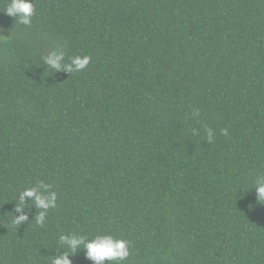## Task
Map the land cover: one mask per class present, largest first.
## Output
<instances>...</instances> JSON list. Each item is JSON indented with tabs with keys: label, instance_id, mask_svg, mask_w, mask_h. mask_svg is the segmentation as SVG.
<instances>
[{
	"label": "trees",
	"instance_id": "16d2710c",
	"mask_svg": "<svg viewBox=\"0 0 264 264\" xmlns=\"http://www.w3.org/2000/svg\"><path fill=\"white\" fill-rule=\"evenodd\" d=\"M32 2L23 25L0 0V264L70 233L127 240L119 264H264V0ZM34 186L57 194L42 226L16 211Z\"/></svg>",
	"mask_w": 264,
	"mask_h": 264
},
{
	"label": "clouds",
	"instance_id": "9594fccd",
	"mask_svg": "<svg viewBox=\"0 0 264 264\" xmlns=\"http://www.w3.org/2000/svg\"><path fill=\"white\" fill-rule=\"evenodd\" d=\"M4 13L14 18L23 25H30L31 18L34 13V5L32 0H10ZM65 55L62 51H53L44 58V62L53 70H65L69 73L83 70L90 62V57L87 55H76L70 58L68 63H64ZM199 115V111L195 113ZM207 140L209 143L213 140V132L211 129H206ZM223 134H227L226 129L221 130ZM39 187L47 189L48 184L41 181ZM255 195L257 201L264 200V176H258L255 185ZM30 198L39 209L38 214L35 215V222L43 225L47 216V211L56 206L57 194L52 192H41L37 187L25 188L19 194V203L16 205V211L20 212L25 198ZM27 220V214L22 213L15 216L13 223L19 226ZM59 241L62 245H66L70 249V253L60 254L51 259V264H72L69 256L77 250L83 249L87 259L93 264H119L129 257L128 241L125 239L115 238L109 234H98L91 238L76 233L61 234Z\"/></svg>",
	"mask_w": 264,
	"mask_h": 264
}]
</instances>
